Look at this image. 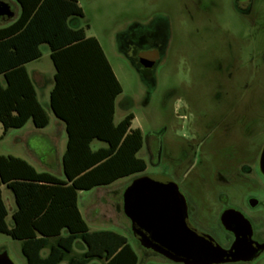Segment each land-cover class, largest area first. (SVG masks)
<instances>
[{"label":"rangeland","instance_id":"1","mask_svg":"<svg viewBox=\"0 0 264 264\" xmlns=\"http://www.w3.org/2000/svg\"><path fill=\"white\" fill-rule=\"evenodd\" d=\"M238 2L249 5L240 10ZM79 3L85 16L73 18L83 27L90 25L87 33L101 40L122 87L117 119L129 113L135 116L132 127L140 128L143 135L137 156L146 162L142 171L79 193V207L90 230L125 235L139 264L169 263L139 244L123 211L126 187L144 175L175 180L188 200L191 222L224 247L229 238L221 216L227 209L243 211L256 229L261 228L264 206L253 209L248 202L251 198L264 201V175L256 163L264 144V0ZM164 26L168 35L161 54L150 53L146 45L131 54L126 51V41L134 34ZM41 49L43 61L51 66L46 55L49 45ZM148 57L155 59L150 70L134 61ZM20 133L19 128L7 131L0 139V155L31 158L26 145L16 140ZM53 173L61 175L57 165ZM3 199L6 222L12 227L16 204L7 187H3ZM84 250L78 238L72 255L79 256ZM48 251L44 249L42 255ZM3 252L14 264H27L22 240L0 232ZM90 264L105 262L95 258ZM227 264H264V254L250 262Z\"/></svg>","mask_w":264,"mask_h":264},{"label":"trees","instance_id":"2","mask_svg":"<svg viewBox=\"0 0 264 264\" xmlns=\"http://www.w3.org/2000/svg\"><path fill=\"white\" fill-rule=\"evenodd\" d=\"M14 1L20 6L19 16L0 27V128H3L0 139L10 128H21L30 120L37 128L49 123V115L26 68L27 63L43 55V44L49 45L56 68L51 103L57 116L69 123V138L63 155L66 179L38 171L24 158L0 155V232L22 240L27 264H61L67 255H70L67 264H90L95 258L105 264H139V257L125 235L111 230L91 231L78 204L79 192L109 185L146 168L145 160L137 156L143 146V135L140 128L132 127L135 116L129 113L118 124L112 122L109 136L98 139L107 146L92 149L94 138L74 136L70 118L58 108L64 92L79 88L84 82L80 74L68 70L66 63V55L80 46L96 50L110 74L114 86L112 120L121 84L98 40L88 37L85 27L70 25L71 18L85 16L79 0ZM2 185L14 195L12 227L6 222L8 211ZM78 238L85 244L79 256L72 255ZM46 248L49 251L43 256Z\"/></svg>","mask_w":264,"mask_h":264},{"label":"water","instance_id":"3","mask_svg":"<svg viewBox=\"0 0 264 264\" xmlns=\"http://www.w3.org/2000/svg\"><path fill=\"white\" fill-rule=\"evenodd\" d=\"M14 10L9 0L0 1V18L10 19ZM154 58H150L153 64ZM264 172V169H263ZM252 206L258 200H250ZM123 211L139 244L177 264H227L248 262L264 249L255 241L250 220L238 209L221 216L223 227L234 234L230 247L199 230L190 220L188 200L179 184L166 175H144L128 185L123 194ZM0 264H14L6 252Z\"/></svg>","mask_w":264,"mask_h":264},{"label":"crops","instance_id":"4","mask_svg":"<svg viewBox=\"0 0 264 264\" xmlns=\"http://www.w3.org/2000/svg\"><path fill=\"white\" fill-rule=\"evenodd\" d=\"M9 1L14 10L12 18H16L20 14V6L14 0ZM5 22L0 20V23ZM69 23L73 27H83L75 18H71ZM85 28L88 37L93 36L98 40L114 75L120 83L101 40L96 35L87 33L90 25ZM46 55L50 58L51 66L50 62L43 61L45 57L43 53L39 59L27 63L26 68L36 88L39 101L49 115V123L46 127L37 128L30 120L25 126L19 128L21 133L16 136V140L26 145L27 154L31 158L18 157L26 159L38 171L49 172L60 179H66L63 170V155L68 144L69 123L57 116L51 103V91L55 85L56 68L51 58V51L49 50ZM66 57L68 70L73 74H80L84 82L78 85L79 88L74 87L71 88L70 92L65 91L63 98L58 101V108L70 118V128L74 131V136L94 138L91 143L92 149L105 147L107 144L98 139L109 136L108 134L112 130V122L118 124L122 120L117 119L120 94L114 100V117L112 120L113 81L96 50L89 46H80L71 50ZM75 97H79V99L76 100ZM34 162L38 163L41 169H38ZM54 165L59 167L61 175L53 173ZM3 187L6 186H1L2 196Z\"/></svg>","mask_w":264,"mask_h":264},{"label":"flooded vegetation","instance_id":"5","mask_svg":"<svg viewBox=\"0 0 264 264\" xmlns=\"http://www.w3.org/2000/svg\"><path fill=\"white\" fill-rule=\"evenodd\" d=\"M248 5H249L248 2H244V3L238 2V7L240 10L247 9ZM167 35H168V30H167L166 26L160 27V28L153 27L152 29H149L148 31L144 32L143 34L140 33L137 36L134 34L130 39H128L126 41L125 49L129 54H131V53H133L132 51H134L136 48L141 47L143 45H146L149 48L150 53L158 55V54H161L163 52L164 46H165L166 41H167ZM134 61L137 62L138 66L141 69L150 70L153 68V64H150V57H148L147 61L145 58H134ZM143 61H146V62L143 63ZM256 163L258 164V167H259L261 173L264 175V172H263V169H264V144L262 145L260 152L257 156V162ZM248 203H249V207L253 208V209L258 208L260 206H264V201H261V200H258V204L256 206H252L250 200ZM241 212L248 218V216L243 211H241ZM250 222H251V220H250ZM251 224H252V222H251ZM252 227H253L252 238L255 241L259 242L260 244H264V224L259 229H256L253 226V224H252ZM226 232H227V236L229 238V243H228L227 247H230V245L232 244V242L235 239V236L230 231L226 230ZM262 254H264V249L262 251H260V253L257 257L261 256ZM248 262H250V261H248Z\"/></svg>","mask_w":264,"mask_h":264}]
</instances>
